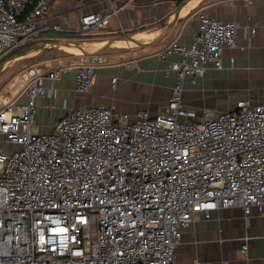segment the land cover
Segmentation results:
<instances>
[{
    "label": "built area",
    "instance_id": "obj_1",
    "mask_svg": "<svg viewBox=\"0 0 264 264\" xmlns=\"http://www.w3.org/2000/svg\"><path fill=\"white\" fill-rule=\"evenodd\" d=\"M50 1L0 0V62L39 32L63 29L40 25ZM117 12L82 15L76 33L101 35ZM198 19L191 41L175 38L158 52L179 58L166 68L177 74L174 94L157 114L75 105L39 132L36 99L54 98L42 78L55 79L58 60L28 68L16 83L22 92L0 98V264H177L195 219L240 206L249 221L262 209L264 102L218 115L183 103L186 76L195 82L209 65L222 68L224 49L237 45L238 22ZM82 55L74 89L88 94L96 59Z\"/></svg>",
    "mask_w": 264,
    "mask_h": 264
},
{
    "label": "crops",
    "instance_id": "obj_2",
    "mask_svg": "<svg viewBox=\"0 0 264 264\" xmlns=\"http://www.w3.org/2000/svg\"><path fill=\"white\" fill-rule=\"evenodd\" d=\"M180 3L181 0H51L48 13L39 21L41 26L60 24L63 28L61 32L71 38H96L92 44L97 48L119 33L131 35L144 44L128 41L127 45H116L118 39L94 56L96 75L88 94L74 89L79 57L71 55L58 59L62 68L57 71L53 82L46 76L42 82L47 87H51L52 82L56 92L54 99L61 98V94L67 104L56 112L47 107V98L38 97L37 130L49 132L56 119L75 105L103 103L116 112L131 114L144 110L157 114L164 110L177 85L176 72L173 70L167 75L166 68L179 57L171 55L163 60L158 52L175 38L182 42L191 41L198 31L200 13L238 22V39L236 46L224 49L222 68L209 65L205 75L198 77V85H194L189 75L186 76L182 90L185 107L201 115L206 107L212 105L204 102V99L210 98L205 93L212 91L256 92L250 95L248 91L243 95H231L229 99H219L220 108L211 107L215 109V115L235 110L240 101L264 102V0H197L191 9L181 14V20L168 34L152 43L164 32ZM29 7L33 5L29 4L27 9ZM109 10L118 12L101 35L76 33L82 15ZM163 19H166L165 22L160 24ZM54 33L58 31H41L34 40H49ZM114 77L117 78L115 83L112 81ZM25 101L24 96L20 97V103ZM176 262L264 264V206L262 209L254 207L249 221L240 206L219 208L209 220L203 217L195 219L183 229L176 250Z\"/></svg>",
    "mask_w": 264,
    "mask_h": 264
},
{
    "label": "rangeland",
    "instance_id": "obj_3",
    "mask_svg": "<svg viewBox=\"0 0 264 264\" xmlns=\"http://www.w3.org/2000/svg\"><path fill=\"white\" fill-rule=\"evenodd\" d=\"M165 20L166 19H163L162 21H160V24L165 22ZM119 34L120 35H116V36H121L122 33H119ZM60 38H63L61 40H72V41H75L77 43H81L83 46L87 47L89 50H92V48H97L96 45H94V47H92L93 46L92 42L96 41L97 40L96 38H93V39H89V38L75 39V38H66V37H60ZM39 42H42V40H36L35 43H39ZM19 50H17V51H19ZM17 51L12 52L10 55H8L6 58H4L0 63H2L3 61H5L9 57H11V55L16 53ZM82 54H84L82 51H80L78 53H74V52L65 51L64 49H61V48H56V49L50 48V49H46V50L39 51V52H33L30 56L11 61L9 63V65L7 66V68L5 69V71L0 76V98L4 95H7V94H10L11 97H14L13 96L14 90H17L18 88L20 89V92H22L23 88H20L19 84H16V83L19 81H22L23 74H25V72L27 71L28 68L42 66V62L47 61V60H58V59H61L65 56H71V55H77L79 57V60H80V57L83 56ZM52 82H53V80H52ZM52 82H51V86H52ZM193 83H194V85H198L200 83V81L197 78L196 81ZM248 91H249L248 94H250V95H253L251 93L256 94V92L254 90H248ZM248 91L226 92V93H217L215 91H214L215 93H213V91H212L209 94L205 93L207 96L210 95V98L204 99V102L210 103L212 105L206 107L204 110H208L209 112L214 114L213 110L215 111V109H212V108H216V109L220 108V105L218 104L219 99H229L231 97V95H234V94L243 95V94H246V92H248ZM55 94H56V92H55ZM21 96H23V95H21ZM54 97H55V95H54ZM60 97L61 98L57 97L55 99L54 98L51 99V101H48V105L51 107H49L48 105H47V107L52 108L53 110H56V112H57V109L59 107L63 106L64 104H67L66 101H63V97L61 94H60ZM42 98H44V97H42ZM44 99H46V97ZM228 261H231V260H228ZM224 263H227V261Z\"/></svg>",
    "mask_w": 264,
    "mask_h": 264
},
{
    "label": "water",
    "instance_id": "obj_4",
    "mask_svg": "<svg viewBox=\"0 0 264 264\" xmlns=\"http://www.w3.org/2000/svg\"><path fill=\"white\" fill-rule=\"evenodd\" d=\"M189 1L190 0H181V3L177 8L174 17L172 19H170V21H169L167 27L165 28L164 32L161 35H159L156 39H154L152 41V43L159 41L164 35L168 34L170 32V30L174 27V25L178 21L181 20V14H182V11L184 9V6ZM61 39H63V38L44 40L42 42L34 43L32 45L21 48L19 51H17L13 55H11V57H9L8 59H6L2 63H0V76L2 75V73L7 68L8 62L13 61V60H17L20 58H25L27 56H30L33 52H39V51H43L46 49L55 48V47H51V46H55V45L65 46V45L75 44L76 46H78L80 48V50L85 55L96 56V55L102 53L106 48L111 46L118 39H123V40H127V41H134V42L139 43V44H144L141 41L136 40L133 36L124 34L121 36H115L111 39H108V41L101 47L93 48L92 50H89L87 47L83 46L81 43H77V42L72 41V40H61Z\"/></svg>",
    "mask_w": 264,
    "mask_h": 264
},
{
    "label": "bare ground",
    "instance_id": "obj_5",
    "mask_svg": "<svg viewBox=\"0 0 264 264\" xmlns=\"http://www.w3.org/2000/svg\"><path fill=\"white\" fill-rule=\"evenodd\" d=\"M196 2H197V0H193L192 2H190L186 7H184L185 9H183L182 13H185V12H187V10L191 9L196 4ZM127 44H128V41L121 40V39L118 40L116 43V45H127ZM51 47L61 48V49H64L65 51L74 52V53H78L81 51L80 48L78 46H76L75 44H70V45H65V46L55 45V46H51ZM92 47H94V46H92ZM10 62H8L7 65H9Z\"/></svg>",
    "mask_w": 264,
    "mask_h": 264
},
{
    "label": "trees",
    "instance_id": "obj_6",
    "mask_svg": "<svg viewBox=\"0 0 264 264\" xmlns=\"http://www.w3.org/2000/svg\"><path fill=\"white\" fill-rule=\"evenodd\" d=\"M35 1H37V0H35ZM32 7H29V9L28 10H30ZM52 38L51 39H58V38H60V37H67V38H71V37H69L68 35H65L64 33H62L61 31H58V33H54V34H52ZM50 40V39H49ZM36 41H32V42H30V43H28L27 45H25V46H23V47H26V46H29V45H31V44H33V43H35ZM23 47H21V48H23ZM21 48H18L17 50H19V49H21ZM17 50H15V51H17ZM15 51H13V52H15Z\"/></svg>",
    "mask_w": 264,
    "mask_h": 264
}]
</instances>
